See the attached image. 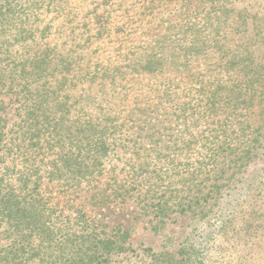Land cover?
Segmentation results:
<instances>
[{
    "label": "rangeland",
    "instance_id": "rangeland-1",
    "mask_svg": "<svg viewBox=\"0 0 264 264\" xmlns=\"http://www.w3.org/2000/svg\"><path fill=\"white\" fill-rule=\"evenodd\" d=\"M40 57L31 88L53 115L33 156L108 144L95 188L42 180L55 239L82 231V208L84 231L115 244L91 263L104 246L31 242L25 264H170L190 245L203 264H264V73L246 87L264 67V0H0L1 117ZM17 155L0 142L1 188L29 167Z\"/></svg>",
    "mask_w": 264,
    "mask_h": 264
},
{
    "label": "trees",
    "instance_id": "trees-1",
    "mask_svg": "<svg viewBox=\"0 0 264 264\" xmlns=\"http://www.w3.org/2000/svg\"><path fill=\"white\" fill-rule=\"evenodd\" d=\"M45 65V57H40L31 64L30 71L23 75L22 90L11 93L9 99L11 112L5 113V109L2 111L3 115H10L9 119L0 116V122L3 123L2 126L0 125V138L2 137L0 142L4 144L7 151H15L17 156L22 158L24 166L29 165L26 169L24 167L19 171L20 177L15 179L18 182L17 185L6 184L4 188L0 187V242L3 241L0 243V264H25L23 255L26 254L27 248H34L30 246L31 242H36L35 245L40 248L43 244H52L55 240L58 244L68 243L73 247L81 248L88 245L104 246L106 250L104 255L89 257L91 263L94 259L100 260L105 254L107 258L109 248H113L115 244L107 237L101 238L100 232L84 231L91 225L88 222L89 217L82 208H78L75 215L77 221L84 223L82 231L61 234V238L55 239L57 236L54 234L49 220L50 215L55 212L56 203L51 204L50 194L41 192L42 180H45L47 184L53 180L61 181L68 177L75 180V183L68 189L64 188L59 191L62 194L67 191L80 193L95 188L96 183L103 179L102 160L107 154L108 144L105 142L104 133L101 132L99 135L94 134L92 140L79 138L74 151L62 149L58 155L55 154L48 167L42 166L43 159L40 160L33 156L34 151L41 148L38 138L46 128L48 131L51 125L49 118L53 115L46 113V105L40 101L38 89L31 88L44 74ZM263 73L264 67L251 70L252 76H248L249 81H247L246 87H249L248 83L251 82L260 85ZM232 89L233 86L226 87L229 92ZM212 97L209 100H213L214 103L219 100L214 95ZM233 101L235 102L234 98ZM5 128H8V131H5ZM78 132L85 134L84 129H80ZM90 132L95 133L92 129ZM35 137L37 138L36 143ZM232 151L230 146L226 148V152L229 154ZM224 158H227L226 154ZM11 159L14 161L15 157ZM255 236L254 230H249L247 227L235 232L238 241H244L246 244ZM69 237L73 238L72 241L69 240ZM199 252L195 246L190 245L179 250L177 258L174 257L170 264H203V257ZM74 261L69 258L68 262L70 263L67 264H82L81 259L76 263Z\"/></svg>",
    "mask_w": 264,
    "mask_h": 264
}]
</instances>
